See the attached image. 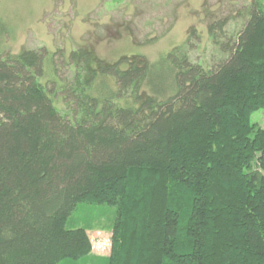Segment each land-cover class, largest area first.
Listing matches in <instances>:
<instances>
[{
  "label": "trees",
  "instance_id": "16d2710c",
  "mask_svg": "<svg viewBox=\"0 0 264 264\" xmlns=\"http://www.w3.org/2000/svg\"><path fill=\"white\" fill-rule=\"evenodd\" d=\"M241 19L208 24V68L194 30L156 63L0 52V264L87 258L66 224L90 202L115 211L106 264H264V0Z\"/></svg>",
  "mask_w": 264,
  "mask_h": 264
},
{
  "label": "rangeland",
  "instance_id": "374dc122",
  "mask_svg": "<svg viewBox=\"0 0 264 264\" xmlns=\"http://www.w3.org/2000/svg\"><path fill=\"white\" fill-rule=\"evenodd\" d=\"M252 1L0 0V52L45 49L52 54L60 49L69 53L86 46L107 62L139 55L156 63L169 51L182 48L194 30L187 44L191 46L190 61L208 68L220 56L207 33L208 24L229 18L224 33L226 39L234 37L241 28L244 8ZM55 63L60 77L67 75L63 61ZM54 103L64 112L60 99ZM251 122L264 129V110L254 113ZM114 213L113 208L102 204L80 203L66 229L86 230L92 248L87 258L60 264H106Z\"/></svg>",
  "mask_w": 264,
  "mask_h": 264
}]
</instances>
